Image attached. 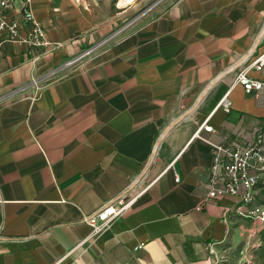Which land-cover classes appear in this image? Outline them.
Masks as SVG:
<instances>
[{"label":"crops","instance_id":"1","mask_svg":"<svg viewBox=\"0 0 264 264\" xmlns=\"http://www.w3.org/2000/svg\"><path fill=\"white\" fill-rule=\"evenodd\" d=\"M114 4L31 0L55 48L0 34V95L51 72L34 99L0 105V264L255 256L263 224L235 212L239 198L203 202L214 146H245L264 131V89L248 93L237 79H264L251 67L264 51V0H171L118 33ZM227 91L229 111L218 106ZM206 120L213 129L196 135ZM130 185L146 189L108 227L83 221Z\"/></svg>","mask_w":264,"mask_h":264},{"label":"built area","instance_id":"2","mask_svg":"<svg viewBox=\"0 0 264 264\" xmlns=\"http://www.w3.org/2000/svg\"><path fill=\"white\" fill-rule=\"evenodd\" d=\"M125 27L119 28L116 32L123 31ZM0 34H5L10 41L26 43L34 50L55 48L61 45V43H51L46 38L44 28L32 11L31 0H0ZM103 42L105 40L65 60L54 72H64L88 60ZM251 67L258 71L264 69V51L253 60ZM48 74L33 76L26 83L1 94L0 105L9 103L24 93H28L26 98L34 99L41 89L47 86ZM237 79L248 93L264 89V79L251 77L245 71L240 72ZM229 92L227 91L218 103V106H223L227 111L231 109ZM212 129V125L206 120L200 125L196 135H199L201 130L211 131ZM132 188L133 185H130L121 195L110 199L99 209L84 215L83 221L90 224L96 232L108 227L114 219L129 209L146 189L145 187L136 193H131ZM225 196L239 198V203L234 207L236 213L264 223L263 130L260 129L255 138L245 146L236 148L224 144L214 146L209 189L203 205ZM141 246L142 243L136 249ZM63 260V258L58 259L52 264H63Z\"/></svg>","mask_w":264,"mask_h":264},{"label":"rangeland","instance_id":"3","mask_svg":"<svg viewBox=\"0 0 264 264\" xmlns=\"http://www.w3.org/2000/svg\"><path fill=\"white\" fill-rule=\"evenodd\" d=\"M114 9L112 15L116 18L117 28L126 26V28H134L143 21L156 15L164 5L171 0H113ZM122 3V4H121ZM247 252V251H246ZM244 256L241 260L239 257H227L222 264H250L257 259V255L252 256L249 249L248 253L242 254ZM247 259V260H245Z\"/></svg>","mask_w":264,"mask_h":264},{"label":"trees","instance_id":"4","mask_svg":"<svg viewBox=\"0 0 264 264\" xmlns=\"http://www.w3.org/2000/svg\"><path fill=\"white\" fill-rule=\"evenodd\" d=\"M263 227L258 232L259 245L254 250V254L257 255V259L250 264H264V223Z\"/></svg>","mask_w":264,"mask_h":264}]
</instances>
